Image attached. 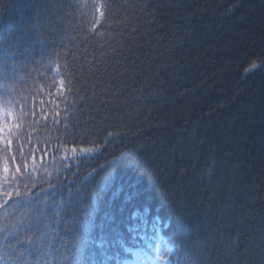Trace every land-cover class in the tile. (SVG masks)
Instances as JSON below:
<instances>
[{
    "label": "trees",
    "instance_id": "16d2710c",
    "mask_svg": "<svg viewBox=\"0 0 264 264\" xmlns=\"http://www.w3.org/2000/svg\"><path fill=\"white\" fill-rule=\"evenodd\" d=\"M70 3L0 0V56L20 59V51L35 44L41 32L46 41L23 59L31 64L49 55L61 43ZM116 4L113 16L100 21V38L92 41L88 31L94 16L80 19L77 12L64 43L77 55L84 49L92 52L95 44L98 63L91 67L100 72L111 71L116 62L117 71L121 65L129 69L123 77L125 113L96 129L94 143L82 141L74 135L80 131L73 127L74 117L84 119L78 109L86 113L87 104L98 101L81 105L78 96L68 94V112H61V123L43 119L53 107L46 103L47 92L59 77L55 63L46 59L38 66L17 97L25 115L13 129L9 152L0 145V157H7L12 169L8 179L0 172V227L26 220L25 214L36 206L31 200L43 206L69 190L79 192L82 215L87 217L88 189L112 164L108 171L138 187L152 215L161 218L160 232L169 241L179 239L180 224L202 220L189 246L203 240L224 264L259 253L264 249V67L247 75L245 69L250 62L260 63L258 56L264 59V0H116ZM125 58L161 67L158 76L137 74L145 92L134 105L131 90L138 85L130 78L134 66ZM67 59L71 61L70 56ZM87 148L96 151H81ZM62 185L66 187L53 196ZM209 201L210 207H204ZM138 242L130 240L128 247L137 248ZM129 257L127 253L124 260Z\"/></svg>",
    "mask_w": 264,
    "mask_h": 264
},
{
    "label": "snow or ice",
    "instance_id": "6c2138e0",
    "mask_svg": "<svg viewBox=\"0 0 264 264\" xmlns=\"http://www.w3.org/2000/svg\"><path fill=\"white\" fill-rule=\"evenodd\" d=\"M116 8H119L116 0L111 2L110 0H71L64 19L65 31L61 43L53 48L49 55L39 57L31 64L23 59L26 53L30 54L35 46L46 41V34L41 32L35 44L26 46L20 51V59L10 61L8 54L0 56V145L5 152H9L11 148L10 137L13 129L19 128L18 121L25 115V109L17 97L26 79L31 77L46 59L56 64L55 76L59 79L54 80L47 92L50 99L46 103L53 107L52 111L44 114L43 119L47 120L51 117L53 123H61V112H68V94L78 96L81 105L96 100L98 103L87 104L89 110L86 113L83 109H78L85 118L74 117L73 124V127L80 130L74 134L75 136H79L82 141L94 143L91 137L98 134L96 129L114 116L125 113L127 86L123 77L129 69L121 65L122 70L117 71L116 64L120 62H116L111 71L105 69L104 72H100L99 69L91 67L98 63L96 52L99 49L95 44L91 45L92 52L84 49L77 55L76 52L68 50L64 43L67 28L70 20L75 18V13H80V19L89 14L94 16L88 31L92 33L91 40L96 41L102 35L99 32L102 26L100 21L111 18ZM86 9L88 12H85ZM85 43L90 41L85 38ZM102 47L103 45L100 46ZM144 55L147 57L149 53ZM69 56L70 62L67 59ZM89 56L92 57L91 60L88 59ZM56 58L64 59L65 63L59 64ZM257 59L260 63L250 62V66L245 69V75L264 67V59L260 56ZM125 63L134 66L130 77L138 85L131 90L134 93L131 97L134 105L145 92V86L137 79V74L143 75L147 72L152 76H158L161 67L153 69L147 62L137 64L135 60L129 61L127 58ZM85 65L89 67L85 68ZM61 102L65 105L63 109ZM134 110L140 111L139 108ZM100 112H104L103 117L99 115ZM32 115L33 117L36 115L34 110ZM63 121L67 125L69 117L65 115ZM108 135L112 136L113 133L110 132ZM72 151L75 152L76 148L73 147ZM81 151L93 154L96 149L87 148ZM12 159L15 160L14 155ZM112 167V164H108L103 169L106 174L93 188L88 189L87 217L82 215L85 211L84 200L80 198L79 192L74 193L69 190L66 195L46 201L43 206L31 200L30 204L36 206L25 214L26 220L5 223L0 227V261H4L5 264H126L124 257L130 252L129 241L141 240L145 244L138 255L143 254L149 264H224L219 254L213 256L206 249L203 240L195 246H189L195 231L201 228L202 220L195 224H180L177 228L178 240L174 238L169 241L164 237L160 233L161 218L152 215V209L144 203L138 187L124 182L117 172H109L108 169ZM0 172L4 174V179H8L12 172L7 157H0ZM19 172L20 165H16L15 173ZM64 187L66 186L62 185L59 189H54L52 195L55 196V193ZM176 191L179 192V189ZM210 205L211 201L204 207L209 208ZM228 207L230 205H224V208ZM236 235L238 236L239 233L237 232ZM154 241H160V244L157 245ZM232 264H264V249L259 253L251 252L242 261L234 258Z\"/></svg>",
    "mask_w": 264,
    "mask_h": 264
},
{
    "label": "rangeland",
    "instance_id": "374dc122",
    "mask_svg": "<svg viewBox=\"0 0 264 264\" xmlns=\"http://www.w3.org/2000/svg\"><path fill=\"white\" fill-rule=\"evenodd\" d=\"M154 243L159 245L160 241H154ZM144 244L145 242L140 240V242H138L137 248L130 249V252H129L130 257L127 258V260H125L126 264H149V262L143 256V254L138 255V253L140 252V249L144 247Z\"/></svg>",
    "mask_w": 264,
    "mask_h": 264
}]
</instances>
